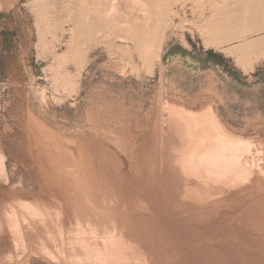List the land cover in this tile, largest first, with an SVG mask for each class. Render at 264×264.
I'll return each instance as SVG.
<instances>
[{
  "label": "rangeland",
  "instance_id": "374dc122",
  "mask_svg": "<svg viewBox=\"0 0 264 264\" xmlns=\"http://www.w3.org/2000/svg\"><path fill=\"white\" fill-rule=\"evenodd\" d=\"M93 1L0 0V264H264V0Z\"/></svg>",
  "mask_w": 264,
  "mask_h": 264
},
{
  "label": "bare ground",
  "instance_id": "6f19581e",
  "mask_svg": "<svg viewBox=\"0 0 264 264\" xmlns=\"http://www.w3.org/2000/svg\"><path fill=\"white\" fill-rule=\"evenodd\" d=\"M105 1H106V0H105ZM105 1H104V3H105V4H104V3H103V0H94V1L92 2V3L94 4V8L92 7V9H90L89 12L92 13L93 15L96 14V15L98 16V14L102 12V11L100 12V10H102V7H101V9H99V7H100V5H106V2H105ZM246 1H247V0H246ZM246 1H245V2H246ZM248 1H249V0H248ZM109 2H110V1H109ZM89 4H91V3H89ZM243 4H245V3H243ZM247 4H249V3H247ZM250 4H251V3H250ZM242 6H243V5H242ZM252 6H253V5H251V7H252ZM255 6H257V5L255 4L254 7H255ZM258 6H259V5H258ZM261 6H262V5H261ZM254 7L252 8V9H254V10H252V12H253L252 15H253L254 13L259 12V10H260L259 13L262 12V11H261V10H262L261 8L258 9V7H257V8H256V7L254 8ZM262 8H263V7H262ZM92 14H89V13H88L89 16H91ZM99 15H100V14H99ZM255 15H257V14H255ZM258 15L260 16V14H258ZM258 15H257V17H258ZM261 15H262V14H261ZM78 17H79V16H78ZM94 17H95V16H94ZM257 17H256V19H257ZM76 18H77V17H76ZM76 18H72V19H75V20H76ZM86 18H87V17H86ZM97 18H98V17H97ZM259 19H260V18H259ZM259 19H258V20H259ZM258 20H257V22H258ZM71 21H72V20H71ZM79 21H80V20H79ZM79 21H78V22H79ZM72 22H73V21H72ZM254 22H255V21H254ZM259 22H260V20H259ZM261 22H262V21H261ZM230 23H231V22H230ZM258 24H259V23H258ZM259 25H260V26H259V28H260V27H261V23H260ZM74 26H75V24H74ZM253 28H254V27H253ZM257 28H258V27L255 26L254 29H257ZM259 28H258V29H259ZM261 28L263 29V27H261ZM258 29H257V30H258ZM262 29H261V30H262ZM259 30H260V29H259ZM237 38H238V37H237ZM241 38H242V37H241ZM239 39H240V38H239ZM244 43H245V42H244ZM248 43H250V42H248ZM246 44H247V43H246ZM239 45H240V44H239ZM239 45H238V46H239ZM247 47L250 48L249 45H248ZM238 48L241 49L240 51L245 52V50H244V51L242 50V49L244 48V46H243V47L240 46V47H238ZM251 51H252V50H251ZM251 51H250V52H251ZM242 54H243V53H242ZM249 55H250V54H249ZM249 60H250V59H249ZM251 63H252V62H251ZM251 66H252V65H251ZM210 140H211V139H210ZM212 140H213V139H212ZM213 141H215V140H213ZM232 141L235 142V140H232ZM242 141H243V140H242ZM242 141L240 140V142H242ZM215 142H216V141H215ZM224 142L226 143V141H224ZM228 142H229V141H228ZM211 143H213V142H211ZM209 144H210V142H209ZM209 144H208V145H209ZM213 144H214V143H213ZM221 144H222V142H221ZM223 144H224V143H223ZM226 144H227V143H226ZM236 144H237V145H236ZM236 144L234 143V145L238 147V143H236ZM208 145H207V146H208ZM214 145H215V144H214ZM228 145H229V144H228ZM231 145H233V144H231ZM207 146H206V147H207ZM209 146H210V145H209ZM211 146H212V145H211ZM216 146H217V144H216ZM224 146H225V145H224ZM235 146H233V147L235 148ZM219 147L221 148L220 145H219ZM204 148H205V147H204ZM207 148H208V147H207ZM211 148L215 149L214 147H211ZM211 148H209L210 151H212ZM227 148H230V149H231L232 147H230V145H229ZM222 149H223V148H222ZM199 151H201V150H199ZM210 151H209V153H210ZM220 151H221V150H220ZM220 151H219V152H220ZM232 151H234L233 148H232ZM217 152H218V151H217ZM217 152H216V153H217ZM234 152H235V151H234ZM240 152H241V150H240ZM217 154H218V153H217ZM212 155H213V154H212ZM218 155H219V154H218ZM246 155H247V154H246ZM226 173H227V172H226Z\"/></svg>",
  "mask_w": 264,
  "mask_h": 264
},
{
  "label": "crops",
  "instance_id": "0c3cea01",
  "mask_svg": "<svg viewBox=\"0 0 264 264\" xmlns=\"http://www.w3.org/2000/svg\"><path fill=\"white\" fill-rule=\"evenodd\" d=\"M30 264H53L49 261H46L44 259H33Z\"/></svg>",
  "mask_w": 264,
  "mask_h": 264
},
{
  "label": "trees",
  "instance_id": "16d2710c",
  "mask_svg": "<svg viewBox=\"0 0 264 264\" xmlns=\"http://www.w3.org/2000/svg\"><path fill=\"white\" fill-rule=\"evenodd\" d=\"M213 55H215L214 53H212Z\"/></svg>",
  "mask_w": 264,
  "mask_h": 264
}]
</instances>
